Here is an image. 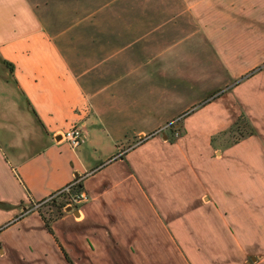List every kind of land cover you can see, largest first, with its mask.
<instances>
[{
	"label": "crops",
	"instance_id": "obj_1",
	"mask_svg": "<svg viewBox=\"0 0 264 264\" xmlns=\"http://www.w3.org/2000/svg\"><path fill=\"white\" fill-rule=\"evenodd\" d=\"M221 2L224 44L239 45L235 54L220 52L227 72L219 77L226 81L251 61H264V0H212ZM0 3L16 7L0 27V56L32 118L16 99L0 104V232L6 231L0 264H264V72L202 105L154 91L143 113L128 96L123 108L107 107L101 96L95 114L92 95L53 32L24 0ZM143 15L156 21L151 12ZM155 63L158 76L137 77L166 80L165 62ZM195 106L175 140L163 134L125 147L137 115L142 134ZM166 109L173 112L164 116ZM242 111L255 134L215 146L213 136L230 129ZM82 117L85 138L72 147L59 137ZM86 172L82 189L89 200L68 206L51 230L38 212L19 217Z\"/></svg>",
	"mask_w": 264,
	"mask_h": 264
},
{
	"label": "rangeland",
	"instance_id": "obj_2",
	"mask_svg": "<svg viewBox=\"0 0 264 264\" xmlns=\"http://www.w3.org/2000/svg\"><path fill=\"white\" fill-rule=\"evenodd\" d=\"M198 1L200 7L198 5L193 9L192 6L199 3ZM1 5L0 3V27H3L6 17H10L9 10L14 11L16 7L4 9ZM24 5L25 8L28 6L27 10L36 13L48 31L53 32L61 53L70 62L81 86L88 96L92 95L90 106L91 112L95 114L96 98L101 96L107 97V107L127 105V99L122 97L128 96L135 101L137 113H143L142 107L150 103L149 94L154 91L153 96L160 93L168 97L182 96L183 105L195 99H199L198 102L202 105L203 101L206 103L221 94L233 91L239 84L247 81L251 83L253 78L258 81L259 77L253 76L264 72V61L253 60L245 65L246 68L243 65L241 69L245 68V72L236 79L224 81L219 77V74L227 72L220 52L235 54L239 47L238 43L232 41L224 44L225 36L219 26L223 25L222 2L215 4L212 0H24ZM143 11L151 12L156 21H143ZM214 19L220 22H215ZM209 25L213 26V34L207 32V28H211ZM160 59L165 62L166 67L163 69L168 74L166 80L145 82L142 80L144 77H137L150 73L155 75L160 69L155 62ZM133 79L137 81L128 82ZM18 92L14 86L13 74L0 56V104L5 105L6 102L16 99L24 106L25 115L32 120L27 112L26 102ZM14 94L17 95L14 97ZM179 99L175 101L179 102ZM120 107L118 109H121ZM172 107H175V103ZM97 109H102L103 112L107 110L103 105ZM165 111L164 116L173 112L170 109ZM9 116L11 115H8V119ZM14 117L17 118V115ZM141 117L142 115L140 119ZM239 118L238 124L236 121L230 129L213 136L215 146L235 144L236 139L242 135L249 136L252 128L255 130L244 111L240 113ZM138 120L139 115L136 116L137 129L127 132L131 137L125 147L139 140L138 129L141 124H138ZM78 121L85 122L84 117L75 122ZM168 135L171 140L176 139L173 131L168 132ZM64 202L65 198H59L33 211L38 212L45 222L51 224L65 213ZM2 225L0 224V230L5 226ZM5 235L6 231L0 232V237Z\"/></svg>",
	"mask_w": 264,
	"mask_h": 264
},
{
	"label": "built area",
	"instance_id": "obj_3",
	"mask_svg": "<svg viewBox=\"0 0 264 264\" xmlns=\"http://www.w3.org/2000/svg\"><path fill=\"white\" fill-rule=\"evenodd\" d=\"M196 108L197 106L189 108L183 113L170 118L167 122L157 127L155 130L143 132L142 134H139L138 136L139 140L134 145H139L145 140H148L149 138L156 136L157 134L168 135V132L170 131H173L175 137H179L181 135V131H180L181 129L179 124L181 123L182 119L185 118L186 115L191 113ZM85 127H86L85 122L83 121L75 122L69 128L61 132L60 138L66 141L72 147H78L82 144L85 138V133H86ZM120 155L121 154L115 157H119ZM90 174L91 172H86L83 175H76L75 178L64 187L49 194L44 199L33 203L31 207L27 208V210L24 211V214L29 213L30 211L33 210H37L38 208H41L44 204H47L49 202H55L59 198L62 199L65 198L66 202H64V206H63L65 210L68 206L75 207L87 202L89 200L88 194L83 189L79 190L78 187L84 181V179H86Z\"/></svg>",
	"mask_w": 264,
	"mask_h": 264
},
{
	"label": "trees",
	"instance_id": "obj_4",
	"mask_svg": "<svg viewBox=\"0 0 264 264\" xmlns=\"http://www.w3.org/2000/svg\"><path fill=\"white\" fill-rule=\"evenodd\" d=\"M7 64H8V66H11L10 68L12 69V64L11 63H8V62H6ZM243 118L245 119V116L243 115ZM240 119V118H239ZM237 124H238V121H237ZM253 134H255V130H254V128H252L251 130H250V132H249V134L248 135H253ZM242 137L244 138L245 137V135H242ZM242 137L241 138H238V139H236L235 140V142L234 143H236V142H238L240 139H242ZM214 139V138H213ZM82 183L79 185V187H78V189L80 190V189H82ZM46 225H47V227L49 228V230H51V224H50V222H46Z\"/></svg>",
	"mask_w": 264,
	"mask_h": 264
},
{
	"label": "flooded vegetation",
	"instance_id": "obj_5",
	"mask_svg": "<svg viewBox=\"0 0 264 264\" xmlns=\"http://www.w3.org/2000/svg\"><path fill=\"white\" fill-rule=\"evenodd\" d=\"M46 197H47V196H46ZM43 199H44V198H43ZM44 205H45V204H44ZM22 214L24 215V213H22ZM22 214L20 215V217H22V216H23Z\"/></svg>",
	"mask_w": 264,
	"mask_h": 264
},
{
	"label": "water",
	"instance_id": "obj_6",
	"mask_svg": "<svg viewBox=\"0 0 264 264\" xmlns=\"http://www.w3.org/2000/svg\"><path fill=\"white\" fill-rule=\"evenodd\" d=\"M60 138V137H59Z\"/></svg>",
	"mask_w": 264,
	"mask_h": 264
}]
</instances>
